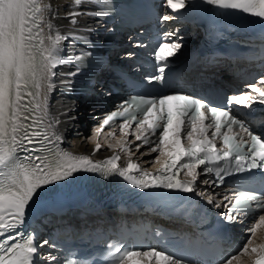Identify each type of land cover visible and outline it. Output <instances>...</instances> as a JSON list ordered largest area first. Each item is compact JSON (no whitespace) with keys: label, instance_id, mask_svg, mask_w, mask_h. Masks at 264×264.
Instances as JSON below:
<instances>
[{"label":"snow or ice","instance_id":"6c2138e0","mask_svg":"<svg viewBox=\"0 0 264 264\" xmlns=\"http://www.w3.org/2000/svg\"><path fill=\"white\" fill-rule=\"evenodd\" d=\"M188 2L191 6V0ZM198 2L216 6L219 10L248 14L260 18L261 23H264V0ZM73 4H101L111 10L110 0H73ZM164 6L179 16L182 14L180 10L185 9L186 0H164ZM46 13L53 17L56 15L53 5L43 3V0H0V264H40V250L49 241L38 242L34 235L20 231L25 223L27 209L42 188L67 180L79 171L115 174L140 189H167L184 193L197 190V177L202 173H214L220 184L225 182L226 176L232 177L236 173H247L245 180L259 175L260 187L238 186L234 201L225 196L227 203H217L215 207L227 208V212L222 215L228 222L239 220L241 213L247 217L255 215L257 210L264 212V139L250 132L243 120L237 118L238 108L251 110L256 103L264 104V75L245 85L250 92L228 96V107L210 106L199 98L185 94L132 95L116 111L107 114L100 125L101 130L115 119L122 118L124 122L120 125L121 129L131 122L142 132L150 131L152 136L159 133V139L155 142L148 136L136 137L143 144L153 145L152 152L159 149L161 155L168 157L155 175L146 171H141L139 176L131 175L133 170L139 171V166L129 161L127 167H119L118 155L103 163H96L86 155L53 153L47 145L59 141L60 137L44 129L43 121L47 115V93L52 91V78L57 75L54 70L58 65L72 63L73 59L79 68L84 57H62L60 44L67 37L59 32L53 36L51 22L46 25L49 34L48 44L45 45ZM82 14L84 13L70 12L68 15ZM173 18L165 13L161 21ZM75 22L72 20V23ZM172 35L165 33L152 54L157 62V74L145 77L149 86L161 89L168 86L166 69L171 63L169 57L181 48V44L166 39ZM44 89L46 91L41 99ZM26 97L29 99L24 102ZM41 112L44 115H39ZM185 121L191 125V130L186 131L187 138L191 140L188 148L180 145ZM211 128L215 129L211 132V137L193 135L197 132L208 133ZM234 128L247 132L251 143L242 142L241 137L233 135ZM217 137L223 140L226 151L216 148L213 140ZM100 147L97 144L94 153ZM139 147L138 145L137 148ZM41 153H50L51 158ZM181 169H188L191 181L177 179ZM196 169L200 171L197 172ZM209 203L213 201L210 199ZM259 220L264 221V215H260ZM248 231L254 233L255 228ZM250 243L251 235L240 252L226 257L223 264H232L239 255L247 253ZM109 248L115 249L110 252L113 264H183L174 253L164 249L157 250L155 247H127L113 242ZM251 252L257 253L254 264H264V245L259 250L252 248ZM46 259L56 261L57 257L49 254ZM70 264L76 262L72 261Z\"/></svg>","mask_w":264,"mask_h":264},{"label":"bare ground","instance_id":"6f19581e","mask_svg":"<svg viewBox=\"0 0 264 264\" xmlns=\"http://www.w3.org/2000/svg\"><path fill=\"white\" fill-rule=\"evenodd\" d=\"M43 3H50L53 5V11L56 15L52 16V21L60 28V32L63 34H70L73 32H83V29L93 27V24L89 19L84 16L77 17V25H71L68 21L67 14L73 12L74 6L70 0H43ZM60 82L57 85V89L54 94L47 96V110L52 117V123L63 139V143L60 144V150L68 153H84L92 154L98 158H104L112 153H122L126 159H132L133 163H136L142 169L150 170L156 168V164L160 159L159 149L156 152H152L151 148L145 149L142 145L130 139L132 130H125L124 128H116V130H107L101 135L100 150H95L94 134L97 130V126L91 123V117L93 116L92 110H89L87 104L74 103L69 97L68 89L70 79L64 75H60ZM44 93L41 95L43 99ZM99 114V113H97ZM89 129H92L90 136L86 135ZM131 143L124 151L120 148L124 145ZM140 146L137 148V146ZM94 153V154H93ZM158 157V159H156ZM207 198L216 199V191L210 186H206Z\"/></svg>","mask_w":264,"mask_h":264},{"label":"rangeland","instance_id":"374dc122","mask_svg":"<svg viewBox=\"0 0 264 264\" xmlns=\"http://www.w3.org/2000/svg\"><path fill=\"white\" fill-rule=\"evenodd\" d=\"M90 134H91V129H89L88 127V132H86V135L90 136Z\"/></svg>","mask_w":264,"mask_h":264}]
</instances>
